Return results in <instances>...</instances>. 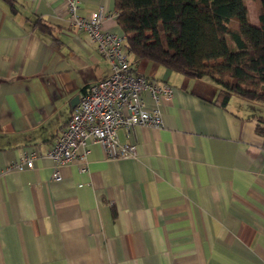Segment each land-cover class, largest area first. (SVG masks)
Listing matches in <instances>:
<instances>
[{
    "label": "crops",
    "instance_id": "1",
    "mask_svg": "<svg viewBox=\"0 0 264 264\" xmlns=\"http://www.w3.org/2000/svg\"><path fill=\"white\" fill-rule=\"evenodd\" d=\"M77 2L122 30L115 0ZM71 19L68 0H0V264H264V104L224 107L208 79L133 54L173 87L162 124L119 130L135 157L90 138L54 180L47 151L75 97L112 70ZM25 149L40 153L34 166L12 168Z\"/></svg>",
    "mask_w": 264,
    "mask_h": 264
},
{
    "label": "trees",
    "instance_id": "2",
    "mask_svg": "<svg viewBox=\"0 0 264 264\" xmlns=\"http://www.w3.org/2000/svg\"><path fill=\"white\" fill-rule=\"evenodd\" d=\"M246 1L115 0V9L129 52L212 81L226 107L234 95L264 104V0L257 23ZM261 123L263 115L262 132Z\"/></svg>",
    "mask_w": 264,
    "mask_h": 264
},
{
    "label": "built area",
    "instance_id": "3",
    "mask_svg": "<svg viewBox=\"0 0 264 264\" xmlns=\"http://www.w3.org/2000/svg\"><path fill=\"white\" fill-rule=\"evenodd\" d=\"M77 9V0H68L72 27L88 31L99 51L110 61L112 70L85 91L47 151V156L54 162L53 178L56 181L63 178L60 166L79 156H87L90 138L101 142L110 156H137V145L122 142L119 130L125 128L129 131L138 125L160 126L163 122L161 103L173 94L169 83L137 71L133 53L126 48V33L102 27L103 7L88 17L80 15ZM146 94L151 98V104ZM39 154L36 150L25 149L11 167L19 170L32 168ZM81 169L84 171L87 167L84 165Z\"/></svg>",
    "mask_w": 264,
    "mask_h": 264
},
{
    "label": "rangeland",
    "instance_id": "4",
    "mask_svg": "<svg viewBox=\"0 0 264 264\" xmlns=\"http://www.w3.org/2000/svg\"><path fill=\"white\" fill-rule=\"evenodd\" d=\"M247 7L249 10V18L250 20L257 23L258 15H259V2L258 0H247Z\"/></svg>",
    "mask_w": 264,
    "mask_h": 264
},
{
    "label": "water",
    "instance_id": "5",
    "mask_svg": "<svg viewBox=\"0 0 264 264\" xmlns=\"http://www.w3.org/2000/svg\"><path fill=\"white\" fill-rule=\"evenodd\" d=\"M80 101V96H76L74 99V105H77Z\"/></svg>",
    "mask_w": 264,
    "mask_h": 264
}]
</instances>
